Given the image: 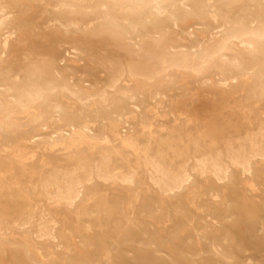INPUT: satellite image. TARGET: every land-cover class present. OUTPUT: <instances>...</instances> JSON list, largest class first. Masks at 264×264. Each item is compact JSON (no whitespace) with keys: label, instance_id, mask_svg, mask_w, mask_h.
<instances>
[{"label":"rangeland","instance_id":"rangeland-1","mask_svg":"<svg viewBox=\"0 0 264 264\" xmlns=\"http://www.w3.org/2000/svg\"><path fill=\"white\" fill-rule=\"evenodd\" d=\"M261 128L264 0H0V264H13L6 239L44 264H213L214 250L264 264ZM84 165L131 182L48 199L52 176ZM40 216L53 239L37 240Z\"/></svg>","mask_w":264,"mask_h":264},{"label":"bare ground","instance_id":"bare-ground-1","mask_svg":"<svg viewBox=\"0 0 264 264\" xmlns=\"http://www.w3.org/2000/svg\"><path fill=\"white\" fill-rule=\"evenodd\" d=\"M92 1V0H91ZM233 20V19H232ZM239 25V24H238ZM221 49V48H220ZM167 56V55H166ZM221 59V58H220ZM43 63V62H42ZM41 64V63H40ZM162 66H165V62L161 61L160 63ZM200 66V65H198ZM202 66V65H201ZM160 69V68H159ZM165 69V68H164ZM166 69H168V67H166ZM37 71V70H36ZM35 70H31L28 76V83L27 86L29 88V91L27 93V99L28 101H32L34 98H38L39 96H41L42 92L40 91V89H38L39 87L37 86V79H38V75L36 73ZM139 72V71H138ZM193 72V71H191ZM39 74V73H38ZM152 74V73H151ZM129 75V74H128ZM138 75V74H137ZM141 76L144 78H149L150 76V70L147 69H143L141 71ZM133 81V80H132ZM148 81V80H147ZM42 90V89H41ZM100 98V97H99ZM102 101V100H101ZM201 103V102H200ZM9 104V103H8ZM259 125V124H258ZM259 128V127H258ZM264 129V128H261ZM83 131V130H82ZM88 134V133H87ZM90 134V133H89ZM60 136V135H59ZM244 137V136H243ZM263 138V134L259 133L255 136H251L250 138H248L245 141V144L247 143L248 146L251 148L252 152L255 153V155H257V152L260 150V146H259V142H258V138ZM246 139V138H245ZM232 141V140H231ZM242 141V140H241ZM241 143V142H240ZM245 147V146H244ZM226 150V149H225ZM228 154V151H227ZM234 154V153H233ZM252 154V153H251ZM263 155V153H262ZM253 156V155H252ZM250 156V158L252 157ZM257 157V156H256ZM255 158V156L253 157ZM251 158V159H253ZM262 158V157H260ZM152 161V160H151ZM202 162V161H201ZM206 163V162H205ZM104 164V163H103ZM151 164V163H150ZM213 170L218 172L221 170V165L220 164H216V163H212ZM231 164H237V165H241L244 169H248L249 164H248V159L247 158H243V157H238V156H234L231 159ZM152 168H150L151 174L155 175L154 178L151 175V180L153 181L152 183H155L157 186H163L165 188H168V190H171L168 186H167V182L168 178L166 176H164L161 172L160 167L158 166H153L151 165ZM225 167V166H224ZM145 169V168H144ZM168 170V169H167ZM95 172V173H94ZM94 174V176H93ZM186 176V175H185ZM55 176H52L51 179L53 180V186L55 189V191L49 196L48 199L49 200H53L55 202H58L66 207L72 206L75 203V200L79 197L80 194V184L81 183H85V182H90L94 177H96L98 180H108V179H114V178H119L120 181L122 182H126V183H130L131 179H129V177L127 176H115V175H110L106 172H103L102 170L100 171L98 168L96 169V171H94V169H92L90 166L88 165H84L82 167H80V169L75 170V171H71L66 175H63L64 178V182H62V180H59L57 178H54ZM182 180V179H181ZM44 184V183H43ZM63 185V192H61V185ZM154 184V185H155ZM47 185V184H46ZM180 185V181L179 180H174L173 181V188H177ZM41 186V185H40ZM42 188V186H41ZM43 189H46V186L44 185ZM176 190V189H175ZM164 191V190H163ZM160 192V191H159ZM115 199V198H114ZM112 207L115 209V211L119 214L123 212V206L121 204L120 201H117L116 199L112 202ZM32 221V217L29 215L26 218H24L22 225L25 227V225H30ZM54 223V222H53ZM15 225V224H14ZM22 227V226H21ZM35 228H36V238L37 240H43V241H47V240H51L55 237V235L53 234V225L52 222L50 220L45 219L44 217H39L36 222H35ZM247 228V227H246ZM248 229V228H247ZM246 229V230H247ZM27 231V230H26ZM257 234V233H256ZM254 234V235H256ZM251 236H253V234H250ZM260 235V234H259ZM34 237V236H33ZM246 238V237H245ZM257 239V238H255ZM261 239V238H260ZM5 241V240H4ZM238 242V241H237ZM5 245L10 248V251H12L13 253H15V255L13 256V264H44L43 261L37 260L35 261L27 252L25 244L23 242H17V241H9L6 239V242H4ZM26 243V242H25ZM77 246L79 247V249H87L88 247V242L81 239L77 242ZM136 248H138L141 251H144L146 249L145 245H142L140 243L136 244ZM216 250L213 251V253ZM36 252H38V254H41V249L37 246L36 248ZM218 252V251H217ZM216 252V253H217ZM211 254L212 257L216 258L215 260L212 261L213 264H221L224 262L225 258L223 256H217V254ZM43 256V255H41ZM210 256L209 259H211L212 257ZM8 260V259H6ZM111 259L107 258L103 261V263H107L110 261ZM55 264V263H54ZM102 264V263H101Z\"/></svg>","mask_w":264,"mask_h":264}]
</instances>
